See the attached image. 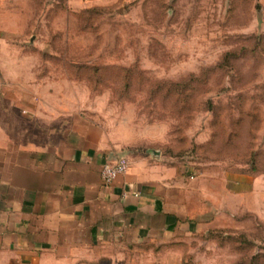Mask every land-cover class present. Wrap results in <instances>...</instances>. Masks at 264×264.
Masks as SVG:
<instances>
[{
  "label": "rangeland",
  "instance_id": "rangeland-1",
  "mask_svg": "<svg viewBox=\"0 0 264 264\" xmlns=\"http://www.w3.org/2000/svg\"><path fill=\"white\" fill-rule=\"evenodd\" d=\"M7 15L16 60L62 78L64 93L65 80L76 82L88 121L138 142L129 153L158 151L179 173L200 166L207 198L220 188L223 212L214 220L211 204L205 218L216 230L194 236L244 234L253 245L236 252L200 239L190 264L264 254V176L244 202L225 188L239 171L264 175V0H0ZM231 203L245 204L235 218Z\"/></svg>",
  "mask_w": 264,
  "mask_h": 264
},
{
  "label": "crops",
  "instance_id": "crops-1",
  "mask_svg": "<svg viewBox=\"0 0 264 264\" xmlns=\"http://www.w3.org/2000/svg\"><path fill=\"white\" fill-rule=\"evenodd\" d=\"M15 25L0 20V264H190L200 239L221 247L194 236L213 220L208 205L214 220L223 212L200 166L179 173L158 151L129 153L138 142L87 120L76 82L64 93L62 78L16 60ZM121 157L127 173L105 186L103 165ZM243 172L228 177L230 201L253 198L264 176Z\"/></svg>",
  "mask_w": 264,
  "mask_h": 264
},
{
  "label": "trees",
  "instance_id": "trees-1",
  "mask_svg": "<svg viewBox=\"0 0 264 264\" xmlns=\"http://www.w3.org/2000/svg\"><path fill=\"white\" fill-rule=\"evenodd\" d=\"M180 83L181 84H177L176 87L180 88V90L183 91L186 88L187 84L183 83V82H180ZM231 139H232V133L229 134L227 142H230ZM256 156H257L256 153H252L251 157H250V160H247L245 162V164L249 166V170L251 171V173H254V171L257 169L256 168ZM246 171H248V170H246ZM215 234H217V233H214V232L211 233L210 237L211 238H215L216 237L219 240V243L221 245L229 243L230 245L235 246L236 247V249H235L236 252H239V251L243 252L246 249V247L249 248L250 246L253 245V243L250 242L246 238V235H244V234H241L237 238H235V236L230 235V234L229 235H222V233H219L216 236H215ZM262 258H264V254L263 255L262 254H254L250 258L248 256H246V257L243 256L242 262L245 264L246 260H247V261L250 262V264H257V261L261 260Z\"/></svg>",
  "mask_w": 264,
  "mask_h": 264
},
{
  "label": "built area",
  "instance_id": "built-area-1",
  "mask_svg": "<svg viewBox=\"0 0 264 264\" xmlns=\"http://www.w3.org/2000/svg\"><path fill=\"white\" fill-rule=\"evenodd\" d=\"M129 169V160L127 157H121L114 163H105L101 169V179L105 186H110L122 175H125Z\"/></svg>",
  "mask_w": 264,
  "mask_h": 264
},
{
  "label": "water",
  "instance_id": "water-1",
  "mask_svg": "<svg viewBox=\"0 0 264 264\" xmlns=\"http://www.w3.org/2000/svg\"><path fill=\"white\" fill-rule=\"evenodd\" d=\"M152 153L151 154H158V152L157 151H151ZM155 156V155H154Z\"/></svg>",
  "mask_w": 264,
  "mask_h": 264
}]
</instances>
